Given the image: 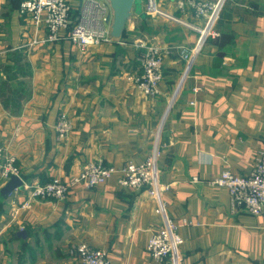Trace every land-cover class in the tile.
Returning a JSON list of instances; mask_svg holds the SVG:
<instances>
[{
	"label": "crops",
	"instance_id": "crops-1",
	"mask_svg": "<svg viewBox=\"0 0 264 264\" xmlns=\"http://www.w3.org/2000/svg\"><path fill=\"white\" fill-rule=\"evenodd\" d=\"M11 1L0 0V163L14 157L23 186L3 196L0 173V264H75L81 242L106 250L113 264H170L146 251L161 226L159 200L146 190L112 179L22 208L26 186L69 180L89 162L140 163L156 147L168 187L161 201L184 239L180 264H264V223L211 184L225 169L250 175L264 151V0H225L219 36L200 50L196 33L143 8L121 39L81 49L63 33L36 44L47 30ZM141 41L159 42L166 54L151 98L130 80L141 71ZM62 112L73 123L64 141L55 132Z\"/></svg>",
	"mask_w": 264,
	"mask_h": 264
},
{
	"label": "built area",
	"instance_id": "built-area-1",
	"mask_svg": "<svg viewBox=\"0 0 264 264\" xmlns=\"http://www.w3.org/2000/svg\"><path fill=\"white\" fill-rule=\"evenodd\" d=\"M166 1V0H165ZM164 1V2H165ZM174 8L190 14L202 24L187 21L176 15L163 5L162 0H141L146 17L164 19L178 23L198 35L196 49L200 50L210 38H216L219 33L216 24L225 0H168ZM71 0H23L19 6L20 14L30 17L36 29L45 28L47 37L36 40V44L58 42L62 34L69 36L71 42L81 49L109 43L111 36L112 10L107 0H79L77 13L74 16ZM138 48L144 50L140 56L141 71L130 78L144 97H154L159 93L163 81V65L165 51L157 41L139 42ZM182 57L189 64L192 52L183 48ZM73 123L69 116L62 112L58 115L55 132L57 139L64 141L72 131ZM4 157V149L0 143V160ZM160 150L156 147L145 161L127 162L122 167L106 165L102 161L89 162L81 171L64 180L53 178L45 184L26 186L27 201L23 209L40 199L64 200L71 190L78 186L95 188L115 179L118 186L132 190H146L152 199L158 201L155 210L161 219L160 228L149 237L146 251L156 261H167L170 264H180V248L184 239L179 232V225L169 218L165 203L161 196L168 190L160 184L158 160ZM1 177L8 181L11 177L21 178L20 170L14 157H7L0 165ZM22 180V179H21ZM198 179L194 178L193 182ZM215 187L226 188L234 207L242 208L250 215L260 218L264 223V151L259 154L250 175L241 176L225 169L211 181ZM19 191V188L12 192ZM11 192V193H12ZM75 264H113L109 253L101 248H93L86 242H81L74 249Z\"/></svg>",
	"mask_w": 264,
	"mask_h": 264
},
{
	"label": "water",
	"instance_id": "water-1",
	"mask_svg": "<svg viewBox=\"0 0 264 264\" xmlns=\"http://www.w3.org/2000/svg\"><path fill=\"white\" fill-rule=\"evenodd\" d=\"M15 2L16 0H12ZM112 10L111 36L118 40L125 36L129 23L134 15L142 14L141 0H107ZM23 186L20 178L13 176L6 183L1 193L3 196L9 195L13 190Z\"/></svg>",
	"mask_w": 264,
	"mask_h": 264
},
{
	"label": "trees",
	"instance_id": "trees-1",
	"mask_svg": "<svg viewBox=\"0 0 264 264\" xmlns=\"http://www.w3.org/2000/svg\"><path fill=\"white\" fill-rule=\"evenodd\" d=\"M22 1H23V0H16L15 2H13V1H11V2H12V5H13L14 7L18 8L19 4H20ZM73 13H74V16H75L76 13H77V8L74 9Z\"/></svg>",
	"mask_w": 264,
	"mask_h": 264
},
{
	"label": "rangeland",
	"instance_id": "rangeland-1",
	"mask_svg": "<svg viewBox=\"0 0 264 264\" xmlns=\"http://www.w3.org/2000/svg\"><path fill=\"white\" fill-rule=\"evenodd\" d=\"M0 165H1V163H0ZM0 173H1V171H0ZM10 179H11V178H10ZM10 179H9V180H10ZM21 179H22V178H20V180H21ZM4 180H5V179H4ZM9 180H8V181H9ZM5 181H6V180H5ZM50 181H51V180H50ZM41 200H44V199H41ZM46 200H48V199H46Z\"/></svg>",
	"mask_w": 264,
	"mask_h": 264
}]
</instances>
